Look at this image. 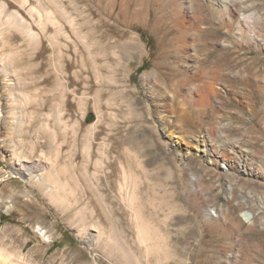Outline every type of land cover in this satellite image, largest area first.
Listing matches in <instances>:
<instances>
[{
	"label": "rangeland",
	"instance_id": "1",
	"mask_svg": "<svg viewBox=\"0 0 264 264\" xmlns=\"http://www.w3.org/2000/svg\"><path fill=\"white\" fill-rule=\"evenodd\" d=\"M211 24L186 32L157 0H0V244L11 263L121 264L105 253L118 246L142 264H264V90L220 68L185 74L183 43L202 53L227 37ZM245 51L230 65L249 63L264 84V51ZM207 83L216 94L195 105ZM203 140L231 168L198 151ZM14 153L51 164L68 202L17 173ZM140 217L167 237L160 254ZM83 227L103 232L95 247Z\"/></svg>",
	"mask_w": 264,
	"mask_h": 264
},
{
	"label": "bare ground",
	"instance_id": "2",
	"mask_svg": "<svg viewBox=\"0 0 264 264\" xmlns=\"http://www.w3.org/2000/svg\"><path fill=\"white\" fill-rule=\"evenodd\" d=\"M257 3L260 4V1L257 0L256 3H253L250 0H157V4L160 7H166V9H171L174 12V21L176 22V26L186 32L191 29H196L197 31L199 30V32L206 31L207 33H211L212 29H214V27L211 24V20H212L215 22L214 26L216 28H220V29L225 28V32L227 33V37H225L224 40H222L220 43L218 41H214L212 44H209L208 47L204 48L205 51L202 53L200 52L202 50L199 51L198 47H196L195 45L190 50V44L186 42L183 43L181 53L187 62V64L184 65L183 67L185 74H189V75L193 74L192 77L195 76L197 77L206 74H211V72H213L216 74L214 76L218 77L217 75H219V71H217V69L220 68V70L228 72L227 76L233 75L236 76L237 78L242 77L244 80L246 79L248 82L250 81L254 82L256 90L262 92L264 90V84L256 79L257 77H259L258 74L252 73L249 70V63L243 61L244 58H242L243 61L242 66L236 68L230 65L232 63V60L235 58V56L233 57L232 54H236L237 51L241 48L248 51L256 50L260 54L263 53L264 51L263 35L260 32L261 30H264V14L258 8ZM261 3H264V1H261ZM15 15H16L15 13H11V15L9 16L8 21L10 23L12 22L13 24H16L17 27H20V29L23 32H25L26 35H28V37L31 40L39 38L38 36L39 33L36 34V31H34L32 27L26 24V22L23 19ZM48 15H50V13ZM51 17L47 16V19L48 22L51 21L52 24L56 25V31L53 32L55 33L54 35L56 37L58 36L67 37L68 36L67 33L62 28V23L59 20H57L58 18L54 19L53 17L52 18ZM216 47L222 48V51L221 53H219L218 57L214 58L211 63L210 62L208 63L209 60L208 58L210 56L209 54L212 51H214ZM191 58H193V61H190ZM258 59L261 58L259 57ZM257 62H261V60H258ZM225 64H227V66H225ZM252 65L256 70L255 68L256 64L254 61L252 62ZM4 72L6 73V80L7 78L9 79L10 72L7 69V66H5ZM144 76L145 77L148 76V73H145ZM202 86L203 89L201 90L203 91L200 94V98L198 99L196 98V100L192 101L195 105H200V106L204 105V103L209 101L211 96L216 94L214 90V84L207 83ZM2 111L3 109L0 106V114L2 113ZM182 116L188 118V115H186V113L184 114L182 113ZM186 148L188 150L190 149L189 147ZM197 148L198 151H201L203 155L209 158L208 159L209 161L215 160L214 163L215 165L222 163L223 167L231 168L230 163L227 162L229 161L228 158L221 155H217L211 151V142H208L207 140H203L198 143ZM244 151L245 149L243 150L240 148L241 155L247 156L248 154H244L247 152ZM14 158H15L14 163L16 164L15 168L17 170V173L25 176L29 181L35 180L40 185H43L44 188L47 187L46 194L49 195V198L52 202H55L56 204H60V205H64L66 204V202H68V199L65 196H63L61 190L58 188L60 187V185L59 186L57 185L58 186L57 187L54 183V181L56 180L53 179L56 178H53L51 176V170H52L51 164H49L47 161L44 160L42 161V163L40 162L41 164H39L38 162H32V163L28 162L26 158L23 155H20L19 153H14ZM133 163L136 164L135 166H137V168L134 166ZM133 163L131 164L132 167L134 166L135 170H138L139 167L141 168L143 162L141 163V165L139 163H136V161ZM142 168H144V166ZM63 169L64 168H62V170ZM142 170L144 171V169ZM52 187H54L53 190ZM134 212H136L135 214H137V216L139 215L141 216L138 207L134 208ZM140 221H141L140 231L142 232V235L146 236L145 239L149 237L153 241V244L151 245V248H149V250H151V252L160 254L161 253L160 243L162 244V241L164 242V240L165 241L168 240L167 237L166 239H164L162 234H160V232L157 229H153L148 223V221L143 219L142 217H140ZM86 231L87 230L83 227L82 229H80L79 235L83 236V234H86L87 239H89L90 241L89 244L92 247H95L94 245H96V243L102 240L101 238L103 232L99 230L97 233L88 236L87 234L88 232ZM120 245L122 246L121 243ZM109 246L111 245L109 244ZM117 247L118 246H116L115 248L111 247L113 251L112 249H110L107 250L105 253L108 256L115 254V256L118 259H120L121 264H142L138 256L134 255L132 251H129L127 249L117 250ZM164 253H166L165 255L166 257H170L167 255V252L164 251ZM9 257L10 254L8 252L6 253V251L0 244V264H13L11 263ZM15 264H23V263L17 262Z\"/></svg>",
	"mask_w": 264,
	"mask_h": 264
}]
</instances>
